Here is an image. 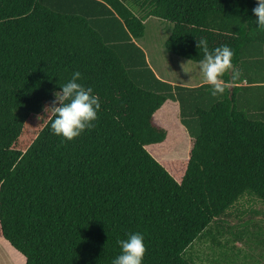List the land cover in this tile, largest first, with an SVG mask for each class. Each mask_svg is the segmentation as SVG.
I'll list each match as a JSON object with an SVG mask.
<instances>
[{
	"label": "trees",
	"instance_id": "obj_1",
	"mask_svg": "<svg viewBox=\"0 0 264 264\" xmlns=\"http://www.w3.org/2000/svg\"><path fill=\"white\" fill-rule=\"evenodd\" d=\"M256 6L0 0V239L25 264H112L117 241L135 232L145 237L144 264H204L203 242L209 264H264V219L247 218L264 212L242 204H264V29L253 23ZM150 18L173 25L168 51L193 63L204 56L198 39L210 50L233 49L239 76L225 74L224 95L213 97L206 83L186 88L159 78L138 43ZM74 71L101 110L91 129L65 141L37 116ZM167 103L177 104L190 138L181 180L147 150L167 140L157 121Z\"/></svg>",
	"mask_w": 264,
	"mask_h": 264
},
{
	"label": "clouds",
	"instance_id": "obj_2",
	"mask_svg": "<svg viewBox=\"0 0 264 264\" xmlns=\"http://www.w3.org/2000/svg\"><path fill=\"white\" fill-rule=\"evenodd\" d=\"M256 4L257 6L252 9L256 17L253 23L259 26L258 29H264V0H256ZM197 47L204 53L203 59L199 60V70L204 82L211 86V95L213 97L224 95L228 83L223 79L225 74L232 73L234 79L239 76L233 64V49L223 45L210 50L208 41L204 38L197 40ZM81 79L82 74L74 71L66 83L58 86L59 91L53 92L55 97L53 105L44 108V115L37 116V120L42 122L41 125L51 121L52 133L65 141L80 137L86 130L91 129L99 118L101 110L99 96L94 93L92 87L79 83ZM117 243L120 254L112 260V264H144L147 247L142 233H130L126 239H119Z\"/></svg>",
	"mask_w": 264,
	"mask_h": 264
},
{
	"label": "rangeland",
	"instance_id": "obj_3",
	"mask_svg": "<svg viewBox=\"0 0 264 264\" xmlns=\"http://www.w3.org/2000/svg\"><path fill=\"white\" fill-rule=\"evenodd\" d=\"M137 14L141 16L143 13L140 14L139 10ZM146 22L145 37L138 41V43L146 51L149 63L157 74L161 78L165 77L167 80L177 84L185 83L194 85L199 82H204V77L199 70V64L175 56L168 51L166 42L173 31V25L170 22L157 18H150ZM182 65L184 66L182 67ZM165 78L164 80L166 81ZM157 121L168 132L167 140L161 144L151 145L147 147V150L175 179L181 180L180 178H182L185 164L189 160L190 138L181 124L177 112V104L167 103L157 114ZM242 202L245 206L243 208H250V213L253 211L264 212L263 203L250 206L251 204L246 203V199L242 200ZM262 215L252 218L248 214L247 218L258 221V219H264V215ZM232 223L236 226L241 224L237 218H234ZM209 246V242H203L201 244V254H204L201 260L204 264H209L208 261L211 260L210 255L212 252ZM12 252L17 255L16 259L13 258ZM260 252L258 250L257 255H260ZM25 262L22 254L17 252L8 242L0 239V264H25Z\"/></svg>",
	"mask_w": 264,
	"mask_h": 264
},
{
	"label": "crops",
	"instance_id": "obj_4",
	"mask_svg": "<svg viewBox=\"0 0 264 264\" xmlns=\"http://www.w3.org/2000/svg\"><path fill=\"white\" fill-rule=\"evenodd\" d=\"M149 61V60H148ZM156 72V71H155ZM156 74H157V72H156ZM158 75V74H157ZM159 76V75H158ZM159 78H161L160 76H159ZM165 78V77H164ZM164 78H162L163 80H164ZM166 79V78H165ZM165 81V80H164ZM166 81H169V80H167L166 79ZM169 83H171V84H173V85H181V86H189V87H198V86H201V85H203V84H205V82H199V83H197V84H194V85H191V84H185V83H179V84H177V83H175V82H171V81H169Z\"/></svg>",
	"mask_w": 264,
	"mask_h": 264
}]
</instances>
